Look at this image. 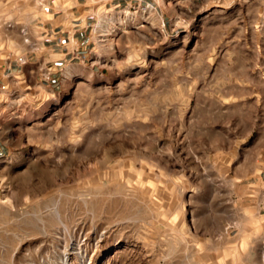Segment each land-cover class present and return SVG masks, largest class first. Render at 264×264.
Segmentation results:
<instances>
[{"label": "rangeland", "instance_id": "1", "mask_svg": "<svg viewBox=\"0 0 264 264\" xmlns=\"http://www.w3.org/2000/svg\"><path fill=\"white\" fill-rule=\"evenodd\" d=\"M156 2L94 6L102 76L0 83V264H264V0Z\"/></svg>", "mask_w": 264, "mask_h": 264}, {"label": "crops", "instance_id": "2", "mask_svg": "<svg viewBox=\"0 0 264 264\" xmlns=\"http://www.w3.org/2000/svg\"><path fill=\"white\" fill-rule=\"evenodd\" d=\"M154 1L157 5L156 0ZM149 2L152 0H46V9L30 11L28 14L30 20L34 21L33 26L29 28L32 30L31 40L35 41L37 50L33 54L26 53L18 42L17 47L10 50L12 56L8 67L2 65L0 56V83L7 77L18 86L35 84L38 80L52 89L56 88V82L61 86L69 78L79 79L83 84L89 82L93 76H102V71L98 70L91 52L94 45L91 27L96 17L93 14L94 6L99 3L111 9H117L121 5L141 6ZM161 24L163 27V20ZM71 40L77 44V48L72 46ZM19 56L24 60L23 64L13 61ZM42 71L49 73L48 80L42 79ZM2 117L0 104V119ZM4 147L0 135V157L4 154ZM263 205L262 202L257 205L258 214L264 209ZM251 241L253 243V238ZM256 241L261 246H258L255 252H260L262 258L264 257V235L258 236ZM249 249L252 250V247L249 246Z\"/></svg>", "mask_w": 264, "mask_h": 264}, {"label": "built area", "instance_id": "3", "mask_svg": "<svg viewBox=\"0 0 264 264\" xmlns=\"http://www.w3.org/2000/svg\"><path fill=\"white\" fill-rule=\"evenodd\" d=\"M33 4L35 5V7L37 8V10H44L46 9V0H32ZM154 1V0H152ZM149 6L148 4H145V7ZM5 25L4 29L8 30L7 28H12L13 24H2ZM17 33H18V37L20 40V44L23 46L24 50L26 53H30L33 54V52H35L37 50V45L35 43V41L33 42L31 40V37L29 35V33L31 32V30H29L28 25H22L21 27L16 28ZM71 44L74 48H77V44L75 42H73L71 40ZM11 53H7L6 56L2 59V65L3 66H7L10 64L11 62ZM14 62L18 63V64H23L24 60L22 59L21 56L19 57H15V59L13 60ZM42 78L44 80H48L49 78V73L42 71Z\"/></svg>", "mask_w": 264, "mask_h": 264}]
</instances>
